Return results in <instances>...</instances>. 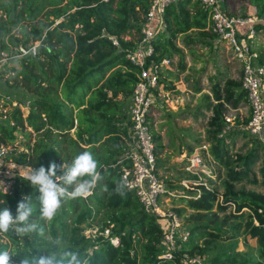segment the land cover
<instances>
[{
	"label": "trees",
	"instance_id": "16d2710c",
	"mask_svg": "<svg viewBox=\"0 0 264 264\" xmlns=\"http://www.w3.org/2000/svg\"><path fill=\"white\" fill-rule=\"evenodd\" d=\"M247 2L264 16V0ZM148 3L0 0V47L39 41L34 54L19 57L21 68L11 66L30 92L24 103L27 113L17 104L7 114V124L0 122V142L6 144L16 138L18 127L37 134L34 143L10 155L13 162L31 166L35 177L16 175L12 191H0V233L6 237H0V264L178 263L177 258L159 256L165 218L146 211L121 178V167L130 164L124 154L125 108L139 72L126 55L138 39ZM225 6L230 15L248 14L246 6L238 12L226 0ZM164 19L165 29L153 40L157 60L181 54L178 35H184L185 43L200 40L210 47L219 40L199 0L170 3ZM254 27L253 41L264 34V22ZM253 41L251 50L264 64V50ZM158 81L164 82L161 77ZM171 87L165 83L166 89ZM210 92L205 140L219 164L221 190L208 182L209 188L200 184L197 193L180 195L177 203L182 206L171 200L180 216L190 210L184 216L189 235L179 252L203 255L206 264H264V143L245 127L250 107L241 79L220 78ZM242 101L248 114L229 126L227 107L238 108ZM248 133L249 147L232 154L226 137ZM153 138L157 155L163 144L160 135ZM75 180L88 181L90 192L73 190ZM245 182L261 189L246 188ZM88 226L98 228L94 237L83 234ZM240 235L245 251L237 249ZM246 235L256 239L254 247Z\"/></svg>",
	"mask_w": 264,
	"mask_h": 264
},
{
	"label": "rangeland",
	"instance_id": "374dc122",
	"mask_svg": "<svg viewBox=\"0 0 264 264\" xmlns=\"http://www.w3.org/2000/svg\"><path fill=\"white\" fill-rule=\"evenodd\" d=\"M6 1L12 2V0ZM226 5L230 10L237 12L241 11L244 6H246L247 12H254L255 10L254 6L248 4L247 0H226ZM222 9H226L223 2ZM15 32L21 36L18 29ZM183 38L184 35H178L177 38V43L182 47L181 54H174L169 58L168 63L160 66V77L172 87L166 89L164 82H158L149 115L152 118L149 120L152 133L160 135V142L163 144L156 155L159 177L163 180L166 189L173 193L161 196V202L165 207L172 205L171 200L173 198L176 200V203L173 204H177L174 206H182L177 203V198L183 194L193 195L197 193V188L200 185L198 179L209 180L208 182H213L212 187L221 190L220 178L216 176L219 164L213 159L209 151V143L205 140L206 123L211 115L205 106L207 102H213L210 92L213 81L224 77L240 79L241 76V65L235 59L226 42L218 40L216 44L210 47L200 40L185 43ZM253 42L257 43L261 50H264L263 33ZM11 66L17 69L21 68V60L14 58L6 65L0 66V122L5 124H7L6 116L13 107L14 101L20 105L22 114L26 115L28 108L27 104L24 103H27V97L30 94L22 83L21 77L15 75L17 71L12 70ZM195 86L199 87V90H196ZM206 94H210V96L207 97ZM244 103L242 101L238 108L227 107L225 120L229 126H235L237 119L242 120L248 114V104L245 105ZM12 123L13 121L9 122L10 125ZM28 129V127L24 129L18 127L14 130L13 133L16 138L12 143L9 142L14 150L26 148L27 144L34 143L37 134L33 131L30 134L26 133ZM250 140V134L247 137L242 134L235 138L226 137L232 154L249 147L248 142ZM191 145L193 149L189 152ZM195 155L202 156L204 165L192 167L190 164L188 167L191 157ZM17 169L25 176L35 177L31 166L18 165ZM244 184L246 188L261 189L258 185L246 182ZM72 188L75 191L81 190L83 195L90 192V184L85 180H75ZM189 212V209H185L181 215L185 225L184 216ZM219 214L222 216L223 213ZM0 225L1 227L4 226L1 222ZM14 232L17 231L14 230ZM0 237L2 240H6V237L1 233ZM246 240L253 247L256 245L255 238L246 235ZM237 249L247 250L242 235L239 237Z\"/></svg>",
	"mask_w": 264,
	"mask_h": 264
},
{
	"label": "built area",
	"instance_id": "2783aa9c",
	"mask_svg": "<svg viewBox=\"0 0 264 264\" xmlns=\"http://www.w3.org/2000/svg\"><path fill=\"white\" fill-rule=\"evenodd\" d=\"M176 1L149 0L138 39L126 55L139 67V72L125 108L124 126L127 137L124 154L130 159V164L121 167V178L126 189L137 195L146 211L165 218L166 225L159 256L165 259L177 258V264H206L203 255L179 252L181 242L187 239L189 230L183 224L181 216L171 207L163 206L161 202L160 198L166 192L173 193L166 189L163 180L159 177L155 141L149 122L160 77V66L170 61L167 57L159 60L154 57L153 40L166 27L164 13L167 5ZM199 1L208 9L212 31L219 40L228 44V48L241 65V85L246 90L250 107V118L245 127L264 143V64L257 60V52L251 50V42L255 37L254 24L257 21L264 22V16H259L255 12H248L247 16L230 15L226 9H222V2L224 4L225 0ZM38 44L37 40L29 46L19 43L11 49L0 47V65L29 52L34 54ZM13 104L15 106L17 102L14 101ZM13 153L12 145L0 142V191L2 192L12 191L14 177L20 173L17 169L20 164L11 160L10 155ZM190 164L192 167L204 165V160L202 156L195 155L191 157L188 167ZM197 181L209 188L208 181L201 179ZM82 232L85 236L94 237L98 233V228L88 226L84 227ZM109 232L108 228L103 230L105 235ZM111 240L116 242L117 238L112 237Z\"/></svg>",
	"mask_w": 264,
	"mask_h": 264
}]
</instances>
